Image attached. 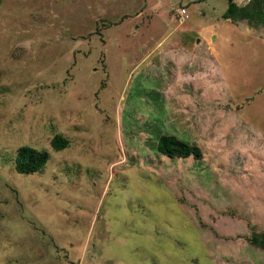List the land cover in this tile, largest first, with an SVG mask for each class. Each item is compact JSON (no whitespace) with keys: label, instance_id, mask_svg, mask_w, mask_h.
<instances>
[{"label":"rangeland","instance_id":"1","mask_svg":"<svg viewBox=\"0 0 264 264\" xmlns=\"http://www.w3.org/2000/svg\"><path fill=\"white\" fill-rule=\"evenodd\" d=\"M227 6L0 0V264H264V28Z\"/></svg>","mask_w":264,"mask_h":264},{"label":"trees","instance_id":"2","mask_svg":"<svg viewBox=\"0 0 264 264\" xmlns=\"http://www.w3.org/2000/svg\"><path fill=\"white\" fill-rule=\"evenodd\" d=\"M227 1L228 8L222 14L223 18L232 17L236 7L233 0ZM51 146L53 150H62L69 146V139L61 133H56L51 139ZM156 147L159 153L170 158L193 156L196 159H201L203 157L202 150L198 145L184 141L173 134H161ZM16 152L15 168L18 172L25 174L41 170L50 157L48 150H40L30 145H21ZM251 240L255 245L264 248V234H262V239H260V235H253Z\"/></svg>","mask_w":264,"mask_h":264},{"label":"flooded vegetation","instance_id":"3","mask_svg":"<svg viewBox=\"0 0 264 264\" xmlns=\"http://www.w3.org/2000/svg\"><path fill=\"white\" fill-rule=\"evenodd\" d=\"M233 1L236 5L233 16L224 19H231L237 25L243 22L248 28L254 26H262L264 28V0H242L241 3H237L238 0ZM262 234L260 239H262Z\"/></svg>","mask_w":264,"mask_h":264},{"label":"built area","instance_id":"4","mask_svg":"<svg viewBox=\"0 0 264 264\" xmlns=\"http://www.w3.org/2000/svg\"><path fill=\"white\" fill-rule=\"evenodd\" d=\"M178 14L182 17H188L187 15V9L185 7H181L178 9Z\"/></svg>","mask_w":264,"mask_h":264},{"label":"crops","instance_id":"5","mask_svg":"<svg viewBox=\"0 0 264 264\" xmlns=\"http://www.w3.org/2000/svg\"><path fill=\"white\" fill-rule=\"evenodd\" d=\"M227 20H229V19H227ZM231 20V19H230Z\"/></svg>","mask_w":264,"mask_h":264}]
</instances>
